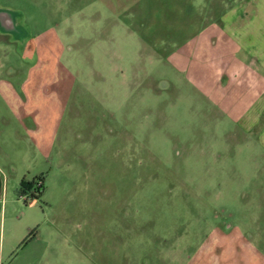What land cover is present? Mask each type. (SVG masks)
I'll use <instances>...</instances> for the list:
<instances>
[{"label": "rangeland", "instance_id": "374dc122", "mask_svg": "<svg viewBox=\"0 0 264 264\" xmlns=\"http://www.w3.org/2000/svg\"><path fill=\"white\" fill-rule=\"evenodd\" d=\"M223 1L0 0V78L51 119L46 147L0 82V153L41 166L2 186L0 264H264V156L197 83Z\"/></svg>", "mask_w": 264, "mask_h": 264}, {"label": "crops", "instance_id": "0c3cea01", "mask_svg": "<svg viewBox=\"0 0 264 264\" xmlns=\"http://www.w3.org/2000/svg\"><path fill=\"white\" fill-rule=\"evenodd\" d=\"M205 9L206 22L202 32L206 36L198 43L197 62L203 60L200 67L198 65L199 91L209 96L212 105L227 120L225 123L240 131L258 156L259 152L264 156V0H232L231 3L224 0L217 6L214 20L208 19L207 11L211 8H208L207 3ZM203 45L209 47V52L203 53ZM39 50L40 44L37 43L35 51ZM39 71L33 69V65L30 67L29 75L32 74L34 82L41 79ZM207 75L211 77L209 87L203 83ZM8 79L10 77L0 78V82L8 89L9 97H14L13 101L17 105L11 108L18 117L20 127L31 134L42 128L43 143L47 147L49 142H46L45 132L51 131L48 108L23 104L35 102L32 97L24 101L22 97L25 95L17 92L15 86L7 82ZM28 93L37 97L38 92L30 90ZM26 122H33V128L31 125L26 126ZM23 156L25 162L17 165L11 154L0 153V191L2 186L6 187L10 183V179L21 183L26 180L23 175L25 171L32 172L41 167L35 159L37 156L30 158L26 153ZM45 183L44 177L42 186Z\"/></svg>", "mask_w": 264, "mask_h": 264}, {"label": "trees", "instance_id": "16d2710c", "mask_svg": "<svg viewBox=\"0 0 264 264\" xmlns=\"http://www.w3.org/2000/svg\"><path fill=\"white\" fill-rule=\"evenodd\" d=\"M27 184H29V182H26V181L22 180L20 186L23 189V188H25L27 186Z\"/></svg>", "mask_w": 264, "mask_h": 264}, {"label": "built area", "instance_id": "2783aa9c", "mask_svg": "<svg viewBox=\"0 0 264 264\" xmlns=\"http://www.w3.org/2000/svg\"><path fill=\"white\" fill-rule=\"evenodd\" d=\"M38 184H37V186H41V184H42V180H39L38 182H37Z\"/></svg>", "mask_w": 264, "mask_h": 264}]
</instances>
